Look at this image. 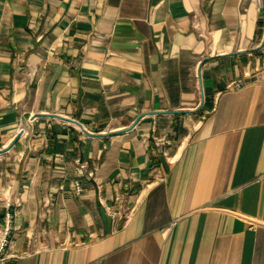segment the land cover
<instances>
[{
	"label": "crops",
	"instance_id": "obj_1",
	"mask_svg": "<svg viewBox=\"0 0 264 264\" xmlns=\"http://www.w3.org/2000/svg\"><path fill=\"white\" fill-rule=\"evenodd\" d=\"M262 42L255 0H0L6 264H264Z\"/></svg>",
	"mask_w": 264,
	"mask_h": 264
},
{
	"label": "built area",
	"instance_id": "obj_2",
	"mask_svg": "<svg viewBox=\"0 0 264 264\" xmlns=\"http://www.w3.org/2000/svg\"><path fill=\"white\" fill-rule=\"evenodd\" d=\"M256 4L260 7L263 6L264 0H255ZM258 49H260L264 53V42L260 43L258 45ZM253 79H263L264 81V64L259 71L252 76ZM249 79L247 78H241L235 82H232V86H238L242 83H245ZM154 143L157 147L163 149V151L166 152V148L169 147L172 144V140L166 136V135H154L153 136ZM78 177L75 179L76 184V193H80L82 191V185L80 176L87 175L89 177H95V169L93 166H90L89 163L82 159L81 157L77 156L75 158ZM63 185L61 184V187ZM5 222L4 226L2 228L1 234H0V264H6L8 259L10 258V254L7 252L8 245H9V234L12 228V220L15 214V210L12 209V200L11 198H5Z\"/></svg>",
	"mask_w": 264,
	"mask_h": 264
},
{
	"label": "water",
	"instance_id": "obj_3",
	"mask_svg": "<svg viewBox=\"0 0 264 264\" xmlns=\"http://www.w3.org/2000/svg\"><path fill=\"white\" fill-rule=\"evenodd\" d=\"M203 100H204V96L202 97V102L200 103V106L202 105V103H203ZM199 106V107H200ZM142 115H139L136 119H135V121H134V124L138 121V119L141 117ZM65 118H68V117H65ZM69 120H72V121H74V122H76V123H78V124H81L79 121H77L76 119H74V118H68ZM20 135H21V131H19L16 135H15V137H14V139L12 140V142L10 143V145H8L7 146V148H9V147H11L17 140H18V138L20 137ZM3 149H0V151H2Z\"/></svg>",
	"mask_w": 264,
	"mask_h": 264
}]
</instances>
